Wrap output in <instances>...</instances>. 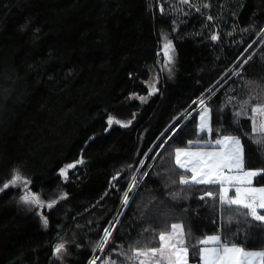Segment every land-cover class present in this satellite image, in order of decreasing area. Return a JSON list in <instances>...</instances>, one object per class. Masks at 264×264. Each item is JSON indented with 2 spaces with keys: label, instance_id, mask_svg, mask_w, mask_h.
Listing matches in <instances>:
<instances>
[{
  "label": "trees",
  "instance_id": "obj_1",
  "mask_svg": "<svg viewBox=\"0 0 264 264\" xmlns=\"http://www.w3.org/2000/svg\"><path fill=\"white\" fill-rule=\"evenodd\" d=\"M190 3L200 12L181 0H0V187L19 168L31 192L57 200L38 210L48 218L45 227L36 210L15 204L22 187L0 192V264H88L94 255H101L99 264L109 256L125 264L119 245L127 250L139 240L142 246L171 223L190 233V262H198L199 251L191 246L222 225L231 242L264 248V227H248L243 215L221 210L218 199L200 200L218 188L179 185L183 171L166 157L171 145L205 137L195 133L199 105L193 103L203 94L212 109V137L225 128L223 134L241 135L245 166L264 168L250 120L232 123L240 101L264 97L256 90L264 89V0ZM164 40L174 47L171 72L158 53ZM153 76L158 90L150 95ZM229 97L235 99L223 107ZM81 159L67 179L60 175ZM141 160L143 170L135 174ZM148 165L114 243L94 252L132 176L139 179ZM174 192L181 197L173 199ZM60 242L67 254L57 260L53 249Z\"/></svg>",
  "mask_w": 264,
  "mask_h": 264
},
{
  "label": "snow or ice",
  "instance_id": "obj_2",
  "mask_svg": "<svg viewBox=\"0 0 264 264\" xmlns=\"http://www.w3.org/2000/svg\"><path fill=\"white\" fill-rule=\"evenodd\" d=\"M181 3L188 4L189 7H196L190 3V0H181ZM210 4H204L203 7L208 8ZM200 7H196V11L200 12ZM161 13L164 8L161 6ZM207 20H213L211 15L207 16ZM264 32V29H261ZM218 34H213L211 40H218ZM252 45H249L251 48ZM164 54L167 57V64L169 65V72H171V63L173 61L172 53L174 52L173 43L168 40L164 45ZM248 51V49H245ZM248 59H251L249 57ZM248 61L245 60L246 64ZM241 69L243 65L240 66ZM240 72H235L234 75H240ZM251 83V82H250ZM158 89L152 85L150 92H156ZM257 93L264 91L259 85H256ZM141 100L146 99L141 97ZM209 100L211 97L209 96ZM235 97H229L227 104H232ZM194 104L199 105V119L196 124L197 133H205L207 139L189 140L187 146L176 147L173 151V160L176 170H182L183 174L179 176L178 183L186 188L196 186H216L218 192L205 191L200 200L212 199L213 201L219 200L221 210L227 208L234 210L238 215H243L245 223L251 227L253 223L259 224L264 227V185L254 186V179L260 177L264 179V168H247L245 166L246 148L245 143L242 141L241 135L223 134L227 129L217 130L216 138L213 139V123H212V109L202 97ZM238 111L233 113V124H239L240 117H247L251 123V136L250 139L257 147L264 148V97L258 94H252L247 99L240 101L238 104ZM222 110V109H221ZM191 116V113H187ZM109 125L113 123L111 117L108 120ZM119 123V121H117ZM131 123V121H129ZM179 121H177V124ZM126 126V125H125ZM177 125H173L175 128ZM172 129L170 128L169 131ZM163 135V134H162ZM171 139V138H169ZM168 141L160 144L158 147L163 149ZM157 156L151 157L153 160ZM83 159L75 163L68 164L60 169V175L67 179L69 169H73L77 164H82ZM140 165H144L141 160ZM129 167H131L129 165ZM150 167V166H149ZM137 171H141L138 169ZM159 175V173H157ZM117 173L113 177L116 180L120 177ZM144 177L148 176L147 172H143ZM31 183L26 177L21 174L19 168L13 169V174L10 180L0 187V192L8 189L9 187H22L23 194L19 200L22 204L30 207H44L45 203L40 199L39 195L29 190ZM176 183V181H173ZM140 181L135 175L132 176L128 188L123 192L122 207H128L130 201L134 199V193L139 187ZM173 199L181 197L180 192L170 194ZM65 193L63 197H66ZM186 198V197H185ZM57 203V200L47 202L46 206L52 208ZM124 213H118L110 222L109 227L104 228L103 236L93 249L95 252L99 250L103 252L106 246L114 243V231L120 224L119 217ZM43 225L47 227L48 218L41 214ZM232 222V217L228 218V223ZM239 223V221H237ZM149 231L145 229V232ZM230 231V229L228 230ZM240 231L232 233V237H236ZM187 235L185 233V225L183 223H171L170 227L166 230H161L158 233L151 232L152 239L148 240L142 246L140 241L137 240L130 244L127 250H124L123 245H119V256L124 258L125 264H190V246L187 242ZM247 235V233H245ZM158 243V246H149L150 244ZM198 247V264H264V248L259 250L248 249L241 244L231 242L225 233L223 225L218 230L217 234L205 235L198 240L196 245L191 248L195 250ZM115 250V249H114ZM67 254L66 242L57 243L53 249V256L57 260H62L64 255ZM99 257L89 260V264H96ZM104 264H117L110 256L104 261Z\"/></svg>",
  "mask_w": 264,
  "mask_h": 264
},
{
  "label": "rangeland",
  "instance_id": "obj_3",
  "mask_svg": "<svg viewBox=\"0 0 264 264\" xmlns=\"http://www.w3.org/2000/svg\"><path fill=\"white\" fill-rule=\"evenodd\" d=\"M168 40H164L163 41V44H165L166 42H167ZM174 55V52L172 53V56ZM173 62V61H172ZM165 66H166V70L167 71H169L168 69H169V65L167 64V58H166V61H165V64H164ZM170 67H171V65H170ZM172 68V67H171ZM158 80H159V78L158 77H156V76H153L152 77V79H151V81H150V86H152V85H154L156 88H158L157 86H158ZM198 108H199V106H198ZM198 113H199V111H198ZM198 119H199V116L197 115V120H196V124L198 123ZM123 122H127L126 120H124ZM195 133H197V130L195 131ZM198 134V133H197ZM203 133H199L198 135H202ZM208 137H207V135H205V137L204 138H197V139H207ZM213 138V137H212ZM197 139H195V140H197ZM213 139H215V138H213ZM185 146H187V144H185V145H181V147H185ZM176 147H180V146H176L175 144H173V145H171L170 146V148L167 150V152H166V157H167V160L169 161V162H171L172 164H174V160H173V156H172V154H173V151H174V149L176 148ZM144 161V160H143ZM150 164V163H149ZM23 194V193H22ZM21 194V195H22ZM20 195V196H21ZM20 196H18L17 198H16V200H15V204L20 208V209H22L23 211H32V210H36L37 212H38V210L41 208V207H30V206H28V205H24V204H22L21 202H20V200H19V198H20ZM39 197H40V199L45 203V204H47V202H49V201H51V200H55L56 198L55 197H49V198H46V199H44L41 195H39ZM41 214H42V212L41 211H39L38 212V215H39V217H41ZM208 235H211V234H208ZM203 238V237H202ZM196 262H190V264H195Z\"/></svg>",
  "mask_w": 264,
  "mask_h": 264
},
{
  "label": "built area",
  "instance_id": "obj_4",
  "mask_svg": "<svg viewBox=\"0 0 264 264\" xmlns=\"http://www.w3.org/2000/svg\"><path fill=\"white\" fill-rule=\"evenodd\" d=\"M149 166H150V165H148L147 168L144 169L143 172H146V171L148 170V167H149ZM142 168H143V166H141V165L139 164L137 170H138V169L143 170ZM137 172H138V171H137ZM142 177H143V175H141V177H140L138 180L140 181V180L142 179ZM124 210H125V207H122V201H121V203H120V209H119L118 212H115V214H114V216H113V218H112V221H113L114 217L118 215V213H123ZM119 219H120V217H119ZM100 254H102V252H100ZM94 256H95V255H94ZM94 256L91 257V259H93ZM95 257H98V256H95ZM100 257H101V255L99 256V259H97L96 264H99V263H100ZM88 264H89V262H88Z\"/></svg>",
  "mask_w": 264,
  "mask_h": 264
},
{
  "label": "water",
  "instance_id": "obj_5",
  "mask_svg": "<svg viewBox=\"0 0 264 264\" xmlns=\"http://www.w3.org/2000/svg\"><path fill=\"white\" fill-rule=\"evenodd\" d=\"M158 53L161 54V55H163V56H165V54H164V50H163V47L160 48V50L158 51ZM165 57H166V56H165ZM166 58H167V57H166Z\"/></svg>",
  "mask_w": 264,
  "mask_h": 264
},
{
  "label": "crops",
  "instance_id": "obj_6",
  "mask_svg": "<svg viewBox=\"0 0 264 264\" xmlns=\"http://www.w3.org/2000/svg\"><path fill=\"white\" fill-rule=\"evenodd\" d=\"M254 186H257V187H259V186H262V185H256V184H254ZM195 264H198V262H196Z\"/></svg>",
  "mask_w": 264,
  "mask_h": 264
},
{
  "label": "flooded vegetation",
  "instance_id": "obj_7",
  "mask_svg": "<svg viewBox=\"0 0 264 264\" xmlns=\"http://www.w3.org/2000/svg\"><path fill=\"white\" fill-rule=\"evenodd\" d=\"M163 50H164V48H163Z\"/></svg>",
  "mask_w": 264,
  "mask_h": 264
}]
</instances>
